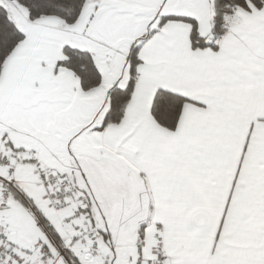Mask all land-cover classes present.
<instances>
[{
	"label": "snow or ice",
	"instance_id": "obj_1",
	"mask_svg": "<svg viewBox=\"0 0 264 264\" xmlns=\"http://www.w3.org/2000/svg\"><path fill=\"white\" fill-rule=\"evenodd\" d=\"M0 264H264V0H0Z\"/></svg>",
	"mask_w": 264,
	"mask_h": 264
}]
</instances>
